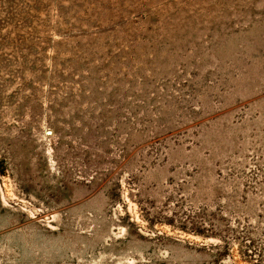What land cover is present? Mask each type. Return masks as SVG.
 <instances>
[{
	"label": "rangeland",
	"instance_id": "374dc122",
	"mask_svg": "<svg viewBox=\"0 0 264 264\" xmlns=\"http://www.w3.org/2000/svg\"><path fill=\"white\" fill-rule=\"evenodd\" d=\"M0 264H264V0H0Z\"/></svg>",
	"mask_w": 264,
	"mask_h": 264
}]
</instances>
